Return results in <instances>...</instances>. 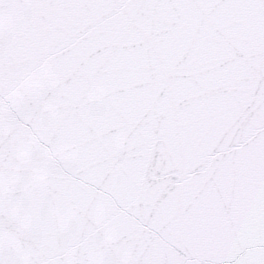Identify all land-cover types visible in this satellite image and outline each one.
<instances>
[{
  "label": "snow or ice",
  "instance_id": "obj_1",
  "mask_svg": "<svg viewBox=\"0 0 264 264\" xmlns=\"http://www.w3.org/2000/svg\"><path fill=\"white\" fill-rule=\"evenodd\" d=\"M0 264H264V0H0Z\"/></svg>",
  "mask_w": 264,
  "mask_h": 264
}]
</instances>
